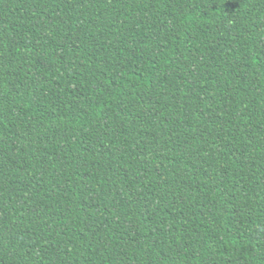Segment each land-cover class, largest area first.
<instances>
[{"label": "trees", "instance_id": "16d2710c", "mask_svg": "<svg viewBox=\"0 0 264 264\" xmlns=\"http://www.w3.org/2000/svg\"><path fill=\"white\" fill-rule=\"evenodd\" d=\"M0 264H264V0H0Z\"/></svg>", "mask_w": 264, "mask_h": 264}]
</instances>
